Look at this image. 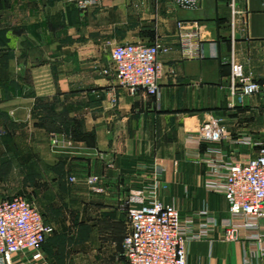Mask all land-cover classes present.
I'll return each instance as SVG.
<instances>
[{"label": "crops", "instance_id": "1", "mask_svg": "<svg viewBox=\"0 0 264 264\" xmlns=\"http://www.w3.org/2000/svg\"><path fill=\"white\" fill-rule=\"evenodd\" d=\"M184 32H199L201 59L182 58ZM156 41L170 48L159 56L160 95H133L111 73V50ZM233 62L264 77V0H89L84 11L65 0H0V197L42 201L56 228L37 256L15 264H126L122 203L150 188L159 164L163 202L193 216L194 232L219 223L188 242V264H264V218L233 215L211 186L229 157L249 159L264 144V97L233 92ZM214 116L231 136L221 151L192 139ZM92 175L102 191L85 182ZM228 220L239 224L236 239Z\"/></svg>", "mask_w": 264, "mask_h": 264}, {"label": "built area", "instance_id": "2", "mask_svg": "<svg viewBox=\"0 0 264 264\" xmlns=\"http://www.w3.org/2000/svg\"><path fill=\"white\" fill-rule=\"evenodd\" d=\"M84 11L89 0H65ZM183 8H197L201 0H170ZM183 59H201L204 56L203 41L199 32L180 34ZM170 48L160 41L154 43H120L111 50L110 70L118 85L133 95L146 93L159 97L161 63L159 56ZM231 85L240 99L253 94L264 97V77L257 80L244 65L232 63ZM231 138L221 118L206 120L196 132L193 142L216 144ZM227 172L223 181L211 186L222 192L230 204L233 215L253 217L258 222L264 218V144L249 159L235 155L225 161ZM161 171L163 165L158 167ZM155 175L150 188L130 192L122 203L129 230L123 239V255L126 264H188L187 244L190 240L207 235L219 223L210 218L199 232H194L193 216L183 217L173 204L160 199L164 187L160 173ZM76 181V177H71ZM85 182L95 191H102L101 177L88 176ZM229 239H236L239 224L231 220L222 224ZM56 228L46 218L44 210L24 194L0 197V264H15L17 256H37V251L54 234Z\"/></svg>", "mask_w": 264, "mask_h": 264}, {"label": "rangeland", "instance_id": "3", "mask_svg": "<svg viewBox=\"0 0 264 264\" xmlns=\"http://www.w3.org/2000/svg\"><path fill=\"white\" fill-rule=\"evenodd\" d=\"M14 183H16V182H14ZM18 183H19V181H18ZM20 184V183H19ZM17 185V184H16ZM20 187V186H19ZM16 194H19L18 192H13L11 195L13 196V195H16ZM30 199H32V200H34L36 203H37V205L41 208V209H43V203H42V201H39V200H36L35 198H33V197H30V196H28ZM61 217H63V219L65 220V223H66V226H67V231H69L70 230V223H69V217H68V215H65L64 214V216L62 215Z\"/></svg>", "mask_w": 264, "mask_h": 264}, {"label": "trees", "instance_id": "4", "mask_svg": "<svg viewBox=\"0 0 264 264\" xmlns=\"http://www.w3.org/2000/svg\"><path fill=\"white\" fill-rule=\"evenodd\" d=\"M19 194H24V193H19ZM24 195H26V194H24ZM27 197H28V195H26ZM30 199V198H29Z\"/></svg>", "mask_w": 264, "mask_h": 264}]
</instances>
